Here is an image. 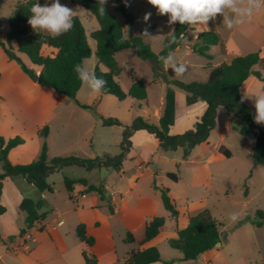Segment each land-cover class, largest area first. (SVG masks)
<instances>
[{
    "label": "rangeland",
    "instance_id": "obj_1",
    "mask_svg": "<svg viewBox=\"0 0 264 264\" xmlns=\"http://www.w3.org/2000/svg\"><path fill=\"white\" fill-rule=\"evenodd\" d=\"M20 1L24 0H0L1 41H5V19ZM49 1L52 2V0ZM60 2L76 10L75 16L82 22L91 51L89 58L84 60L83 66L92 71L98 60L95 56V40L90 37V33L98 28V23L84 7L67 0H60ZM122 2L125 12L132 16L131 19L124 16L118 9L116 0H108L105 8L120 21L125 37L140 36L144 42L150 45L154 53L159 52L164 37L170 34L175 24L169 25L168 15H158L156 8L150 5L147 0H128V6H125L124 0ZM148 12H151L152 15L146 24L143 17ZM149 25L150 27H148ZM146 27L152 37L143 35V30ZM31 30L33 31L32 28ZM39 31L49 34L46 31ZM194 32H197L195 27H190L182 42L191 43ZM233 39L242 54L257 51L260 45L264 44V7L236 29ZM11 45L13 48V43ZM49 50L47 45L42 48L43 53H47ZM13 52L30 71L38 69L24 54L14 50ZM209 52L213 56L211 60L213 63L222 61L223 56L217 54L218 46H212ZM171 54L177 63L187 64L191 72L195 74L189 73L185 78L198 77L199 79L201 77L200 64L206 61L204 57L193 52L186 54L182 46L174 49ZM115 58L121 67L117 80L124 92H127L131 83L130 71H134L137 77L143 79L149 72V64L137 56L135 49L119 50ZM3 60L4 54L0 49L2 69L13 67L22 70L16 61V63H12L13 65H7ZM100 66L105 70L104 66ZM28 76L32 79L35 75ZM8 82L9 79L6 78L0 83V131L3 133V136H0L4 140L17 136L23 141L22 144L9 151L7 159L11 163L28 164L35 161L43 143L46 144L49 158L74 155L93 159L102 158L103 155H116L120 152L122 127L129 125L134 118L138 117L136 114L138 109L133 105L132 98L119 101L113 95L92 92L82 82L75 94V99L80 104H93L92 109H83L69 97L39 84L34 86V90H31L26 84H20L23 92L18 96V99ZM262 84L264 83L258 84L257 91L264 92ZM30 97L34 98V107H31L29 103ZM246 100L256 113L255 96L247 94ZM139 111L144 113L148 109L143 105V109ZM99 114L118 118L122 126L102 127ZM44 125L48 127V135L45 138L37 133ZM234 125L235 121L232 119L230 121L231 128L228 129L223 140V145L230 151L231 157L214 159L207 166L197 165L195 172H191L194 164L185 165L182 163L181 167L177 166L171 169L177 176L192 182L191 187H184L183 183H180L174 188L173 193L177 197L175 200L176 210L179 213L181 227L185 225L184 221L191 203L197 208L196 211L201 208L207 209L217 221L221 247L219 244L215 248L218 252L215 264H264V219H260L256 214L257 212L264 214V166L255 164L250 156L255 139L240 135L233 129ZM260 127L264 129V124H261ZM218 130L210 131L211 134L209 133L206 142L200 147L201 155L208 157L216 155L217 149L213 147V143L218 139L216 136ZM206 148H211L213 153H207ZM2 173L3 168L0 162V174ZM83 176H86L90 181L95 179V175L87 174L85 169L78 166H71L60 172L52 173L48 177L52 192L43 194L21 176L13 178L4 176L1 179L0 203L10 210L11 205L19 207L20 199L23 197L34 200L39 196L42 201L39 213L44 214L47 222L52 221L56 217L53 207L57 213L63 209L74 207V203L67 204L65 201L67 194L63 177ZM184 188L188 192L187 201L180 198ZM203 202L205 203L203 207L198 206ZM232 213L239 214V219L235 222L229 219ZM71 218V214L64 216L66 222L61 229L66 230ZM256 222H260L262 225L257 226ZM70 235H67L68 245L70 242L72 243ZM73 238L75 239V237ZM158 251L162 260L171 259L167 264H170L169 262L178 263L175 255H179V251L170 248L165 242L159 244ZM71 253L74 260L77 259L78 262H81L78 248L73 249Z\"/></svg>",
    "mask_w": 264,
    "mask_h": 264
},
{
    "label": "trees",
    "instance_id": "obj_2",
    "mask_svg": "<svg viewBox=\"0 0 264 264\" xmlns=\"http://www.w3.org/2000/svg\"><path fill=\"white\" fill-rule=\"evenodd\" d=\"M70 3L80 5L87 9L96 19L98 28L90 33V37L95 40V56L100 64L106 67L102 71L98 65L93 70L97 77H102L107 81V86L100 93L115 96L119 101L130 96L136 100L146 99L145 85L140 80H134L127 92L122 91L115 77L121 71L114 55L122 49H135L137 56L147 62L152 71L153 78H161L165 84L164 106L162 114L157 124L150 123L138 116L132 120L129 125L122 127L120 152L114 156L104 155L102 158H81L74 155L55 156L48 158L47 147L43 143L38 158L28 164H12L7 159V153L13 147L22 143L19 137L4 140L0 136V162L2 163L3 173L0 174V194L1 179L4 176L13 178L21 176L27 183L32 184L39 192H52L51 185L47 179L49 175L59 172L67 166L83 167L86 170L93 168H112L119 170L126 152L130 148L129 137L133 131L144 129L154 135L159 142V147L165 152L181 150L182 159H186L192 149L205 142L209 132L215 126L216 112L219 107H223L233 113L235 125L233 129L240 135L255 139L250 156L254 163L264 166V130L254 122L250 107L246 104L240 91L241 84L250 76L259 81H264V57L258 52H250L245 55L234 56L229 62L220 63L212 67L209 60L212 56L208 53L212 45H220V50L225 51L224 45L217 33L213 31H203L199 33L195 42L189 46V49L203 56L208 60L205 67L209 69L206 81H191L182 83L176 79L175 73L169 67L161 74L158 70H163L161 56H167L171 51L180 45V40L184 37L188 25L175 23L170 34L164 37L162 47L158 54H155L148 43L144 42L140 36L126 38L123 34L122 25L119 20L106 9V13L101 16L98 11L97 0H67ZM36 0H24L18 2L11 13L6 17L5 22L7 31L5 41L0 40V47L10 60L20 64L22 71L32 75L21 60L12 51L13 42L16 51L24 54L28 60L40 68L37 75V83L41 86L52 88L59 94L65 95L83 109H92V105L80 104L75 99V94L80 87L81 80L74 71V66L83 64V61L89 58L91 51L88 45L87 36L84 27L77 16L73 20V28L68 33L53 38L50 34H44L39 31L31 30L28 24L31 15V6ZM44 5L49 1H40ZM118 9L127 18H132L125 12L122 0H116ZM175 36L176 42L170 43ZM47 45L51 50L48 53L42 52V47ZM187 71L183 74L188 73ZM173 85L185 92V102L191 105L198 100L204 101L206 109L204 113L192 124L190 129L180 134H171L170 128L174 123L175 115V93L170 87ZM101 125L122 126L121 121L116 117H105L99 114ZM48 133V127L43 126L38 134L45 138ZM220 153L230 157V152L224 147L219 148ZM167 177L173 181L177 180L174 173H167ZM81 183L85 185L84 179H69L63 177V184L68 193L72 192L73 184ZM89 191H96L100 199H106L102 186L88 185ZM246 195V191L244 192ZM161 202L165 210L172 217H176L178 212L174 202L168 195L166 188L160 189ZM41 199L32 200L26 197L21 199L19 208L24 212V227L19 231L22 235L34 223L44 218L43 213H39L41 208ZM5 207L0 204V214L5 212ZM109 211L111 208L109 207ZM260 219H264V214L257 212ZM164 224L162 216H153L145 223L143 230L144 241L155 237ZM261 226L260 222H256ZM75 235L80 242L86 245L93 244V238L86 235L84 224H78L75 227ZM132 236L126 233L124 241L129 242ZM220 242V232L217 221L210 215L207 209H202L190 217L187 225L177 230V237L167 240V245L181 253L182 260H194L199 254L214 247L215 243ZM84 264H96L94 256L85 251L81 252ZM160 261V253L155 246L143 250L130 251L122 261L116 264H150Z\"/></svg>",
    "mask_w": 264,
    "mask_h": 264
},
{
    "label": "crops",
    "instance_id": "obj_3",
    "mask_svg": "<svg viewBox=\"0 0 264 264\" xmlns=\"http://www.w3.org/2000/svg\"><path fill=\"white\" fill-rule=\"evenodd\" d=\"M50 3L51 2L49 1V4ZM238 28H240V26L228 30L223 24L222 14H217L215 20L208 22V30L206 31H213L217 33L224 45V52L220 50V45H212L218 46L219 52L217 54H221L223 56L220 63H227L234 56L250 53L246 52L242 54L237 43L233 39V34ZM187 31L188 30H186V32ZM199 33L201 32L193 33L191 43L182 42L184 37L180 40L179 46L183 47L186 54L192 52L189 49V46L195 42ZM212 46L209 47V50ZM0 49L4 54V63H7V65H13L12 63H16L14 60L8 59L3 49L1 47ZM13 50L16 51L14 43L12 51ZM209 50L208 53L212 56ZM253 52H258L261 57H264V44H261L259 49ZM158 53L159 52L155 54ZM170 53H172V51ZM212 58L209 60L212 67L220 64L213 63L211 61ZM207 62L208 60L206 59L204 63L200 64L201 77L199 79L198 77H193L192 79L185 78L187 74L192 73L190 68L188 73L180 77H176V79L182 83H188L191 81H206L209 72V69L205 67ZM96 65H98L102 71L107 70L106 67L99 62ZM100 65L104 66L105 70ZM161 65L163 70H158L159 74L166 70L163 62ZM1 66L2 65L0 63V83L6 78L9 79L8 85L18 99V96H20L21 92H23L20 84H26L31 90H34V86L36 87L38 85L36 80L33 78L30 79V77L22 70L13 67H6L2 69ZM39 70L40 68L38 67V69L32 72V75L37 77ZM118 76L115 77L117 82ZM130 79L131 82L134 80H140L145 85L146 99L141 100L142 102H138L139 100L127 96L123 101L132 98L133 105L138 109V112L136 113L137 116L142 117L150 123L157 124L164 106V95L166 89L165 82L161 78H153L150 65L149 72L145 75V79L137 77L134 71H130ZM261 83H264V81H259L255 77L250 76L241 84L239 88L243 94V100L251 109L253 118L256 113L251 104L246 100V96L247 94L256 95L264 93L257 91L258 84ZM170 87L175 93V115L174 123L170 128V133L180 134L192 127V124L204 113L206 104L204 101L198 100L191 105H187L185 102V92L173 85H170ZM29 103L31 107H34L33 97H30ZM143 105L148 109V111L140 113L141 111L139 110L143 109ZM232 119H234V117L231 111H228L223 107H219L217 109L214 129H219L216 134L218 139L213 143V147L217 150L215 153L216 155L209 157L201 155L200 150V147H202L206 141L195 146L190 155L186 159H182L180 149L165 152L160 149L159 142L154 135L148 133L144 129L133 131L129 137L130 148L126 152L119 170H114L110 167L86 170L82 167L85 169L87 174H92L93 176L95 175L94 181H90L86 176L75 178L67 177L73 180L84 179L86 183L85 185L81 183H74L71 193H68L65 190L67 194V200H65L66 203H74V207L63 209V211L58 213L55 211V207H53L56 217L53 218L52 221L47 222L46 217L44 216L42 220L34 223V225L27 229L22 235H19V231L24 227V212H22L18 206L15 207L11 205L10 210L4 206L6 210L3 214H0V264H84L81 256L82 251L94 256L96 264H116L117 262L122 261L130 251L143 250L152 246L159 249V244L161 242H165L167 244V240L170 238H176L177 230L184 228L190 217L203 208L196 211L197 208L191 203L184 221L185 225L181 227L182 224H180L179 213L176 217H172L170 213L164 209L161 202L160 189L166 188L168 190V195L176 207L175 200L177 197L173 193L174 188L180 183H183L184 187H191L192 182L189 181V179L184 180L181 176H177L171 169L177 166L181 167L182 163L185 165L194 164L191 172H195L197 165L207 166L210 162H213L214 159H221L224 157L220 153L219 148L222 146L227 149L223 145V140L225 134L228 132V129L231 128L230 121H232ZM258 125L261 126V124ZM213 130H211V132ZM211 132L209 133L211 134ZM0 135L3 136L1 131ZM4 137L8 138L5 135ZM206 152L211 154L213 153V150L211 148H206ZM69 167L71 166H67L62 169H67ZM205 170H203V172H205ZM167 173H174L177 180L173 181L167 177ZM88 185H93L95 187L102 186L106 199H100L96 191H89L87 189ZM45 192L47 191L40 193L43 194ZM187 195V189L184 188L180 194V198L187 201ZM38 199H40L39 196L34 200ZM204 204L205 203L203 202L202 205L198 204V206L203 207ZM109 207L111 208V211H109ZM67 214H71V221L67 224L66 230L61 229V227L65 225L66 219H64V216ZM153 216H162L164 218V224L155 237L148 241H144L142 237L145 223ZM78 224H84L86 235L92 237L94 240L92 245H86L78 240L75 235V227ZM126 233H129L132 236V240L129 242L124 241ZM68 234H71L70 237H72V243L70 242V245H68ZM73 237H75V239ZM219 247H221V243ZM76 248L80 251L81 262H78L77 259L74 260L72 256L71 252ZM215 248L217 247L214 246L213 248L204 251L194 260H180V252L179 255H175V258L178 260L177 264H215L218 255ZM170 260L171 259L169 258H165L164 260L160 258V261L150 264H167ZM169 263L176 264L174 262Z\"/></svg>",
    "mask_w": 264,
    "mask_h": 264
},
{
    "label": "clouds",
    "instance_id": "obj_4",
    "mask_svg": "<svg viewBox=\"0 0 264 264\" xmlns=\"http://www.w3.org/2000/svg\"><path fill=\"white\" fill-rule=\"evenodd\" d=\"M108 0H97L99 14L103 16L106 13L105 5ZM157 10L158 15H168V24L179 23L195 27L197 32L208 30V22L215 20L217 14H222L223 24L231 30L240 26L250 19L255 12L264 7V0H147ZM125 6H128V0H124ZM115 6V5H114ZM31 15L28 24L33 31L38 30L48 32L53 38H57L72 30L73 20L76 10L61 4L60 0L41 5L38 0L31 6ZM152 13H145L143 21L147 24ZM150 27V25L148 26ZM143 35L152 37L146 27ZM175 36L170 43H175ZM164 68H171L177 77L182 76L187 71L185 63H177L171 53L167 56H161ZM74 71L83 84H86L94 93H99L107 86V81L102 77H97L94 71H90L81 64L74 66ZM251 96V95H249ZM255 109L256 115L254 122L264 124V93L256 94ZM244 97H242L243 102ZM232 222L239 219L238 213H232L229 216Z\"/></svg>",
    "mask_w": 264,
    "mask_h": 264
},
{
    "label": "water",
    "instance_id": "obj_5",
    "mask_svg": "<svg viewBox=\"0 0 264 264\" xmlns=\"http://www.w3.org/2000/svg\"><path fill=\"white\" fill-rule=\"evenodd\" d=\"M33 79H34V80H36V79H37V77H36V76H34V77H33ZM219 244H220V243H219V242H217V243H215V245H214V246H217V245H219Z\"/></svg>",
    "mask_w": 264,
    "mask_h": 264
},
{
    "label": "built area",
    "instance_id": "obj_6",
    "mask_svg": "<svg viewBox=\"0 0 264 264\" xmlns=\"http://www.w3.org/2000/svg\"><path fill=\"white\" fill-rule=\"evenodd\" d=\"M52 228H54V227H52Z\"/></svg>",
    "mask_w": 264,
    "mask_h": 264
}]
</instances>
